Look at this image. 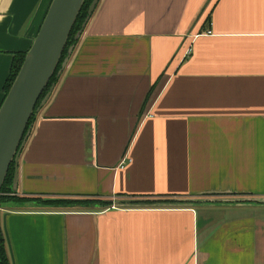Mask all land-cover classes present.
<instances>
[{"label":"crops","instance_id":"0c3cea01","mask_svg":"<svg viewBox=\"0 0 264 264\" xmlns=\"http://www.w3.org/2000/svg\"><path fill=\"white\" fill-rule=\"evenodd\" d=\"M51 2L0 0V106ZM18 193L96 202L1 211L11 264H264V0H102Z\"/></svg>","mask_w":264,"mask_h":264},{"label":"water","instance_id":"95a60500","mask_svg":"<svg viewBox=\"0 0 264 264\" xmlns=\"http://www.w3.org/2000/svg\"><path fill=\"white\" fill-rule=\"evenodd\" d=\"M85 1L52 0L33 45L27 52H24L26 57L20 72L0 106V193L13 163H15L13 191L18 193L20 157L35 127L33 124L28 130L29 123L34 115L37 120L39 113L48 104L56 90L57 86H52L40 107L37 108L41 96L58 69ZM100 1H93L83 29L76 36L77 41L82 38ZM75 50L76 45L69 49L58 73L59 78L62 77ZM32 203L35 205L9 202L1 204L0 211L16 207L39 206L35 202Z\"/></svg>","mask_w":264,"mask_h":264},{"label":"trees","instance_id":"16d2710c","mask_svg":"<svg viewBox=\"0 0 264 264\" xmlns=\"http://www.w3.org/2000/svg\"><path fill=\"white\" fill-rule=\"evenodd\" d=\"M94 0H86L85 4L82 8V11L79 15V17L77 18V21L73 27L72 33L70 35V38L68 40L67 46L65 48V51L63 53L61 62L58 66V69L55 73V75L53 76V78L51 79L49 86L46 88V90L44 91L43 95L41 96L37 108L40 107L42 100L46 97V95L50 92L52 86H57L61 77H58V73L62 68V64L64 62V60L66 59L67 55H68V51L72 46L76 45V48L78 46V44L80 43V40H76V36L77 34L83 29V25L86 21V19L89 16V10L90 7L92 5ZM102 1V0H101ZM100 1V3H101ZM100 5V4H99ZM98 5V7H99ZM97 7V9H98ZM96 9V11H97ZM96 11L94 12V14L91 17V20L93 18V16L95 15ZM90 20V21H91ZM89 24V23H88ZM26 57V53H17L14 56L13 62H12V67H11V71H10V75L5 83V87H4V99L3 102L5 100V98L7 97L17 75L20 72V69L24 63ZM2 102V104H3ZM36 121V117L35 115L32 117L29 126H28V130L29 128L35 124ZM14 176H15V163H13L10 167L9 173L7 175V178L5 180L4 186L2 188V191L0 193V205L4 204V203H9V202H16V203H28V202H35L41 206H63V205H79V204H91V203H95V200H72V199H62V200H58V199H41V198H25V197H21L18 193L13 191V184H14ZM110 204V203H106V206ZM0 264H11L9 255H8V251H7V246H6V239L3 233V230L1 228L0 225Z\"/></svg>","mask_w":264,"mask_h":264},{"label":"rangeland","instance_id":"374dc122","mask_svg":"<svg viewBox=\"0 0 264 264\" xmlns=\"http://www.w3.org/2000/svg\"><path fill=\"white\" fill-rule=\"evenodd\" d=\"M75 206H77V205H63V206H55V207H58V208H68V207H75ZM48 207L54 208L52 206H48Z\"/></svg>","mask_w":264,"mask_h":264},{"label":"built area","instance_id":"2783aa9c","mask_svg":"<svg viewBox=\"0 0 264 264\" xmlns=\"http://www.w3.org/2000/svg\"><path fill=\"white\" fill-rule=\"evenodd\" d=\"M207 34H208V35L212 34V31H208ZM186 54L189 55V54H190V50H189ZM1 211H2V210H1ZM1 211H0V213H1Z\"/></svg>","mask_w":264,"mask_h":264}]
</instances>
